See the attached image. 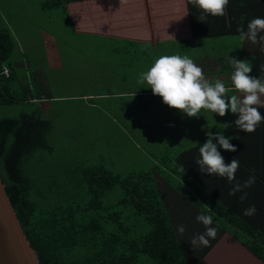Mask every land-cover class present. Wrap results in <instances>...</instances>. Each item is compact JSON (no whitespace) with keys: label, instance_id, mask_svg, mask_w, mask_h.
I'll list each match as a JSON object with an SVG mask.
<instances>
[{"label":"crops","instance_id":"crops-1","mask_svg":"<svg viewBox=\"0 0 264 264\" xmlns=\"http://www.w3.org/2000/svg\"><path fill=\"white\" fill-rule=\"evenodd\" d=\"M190 6L194 11H191ZM227 6L228 19L234 22L233 32L231 35L213 37L220 39L219 49L208 43L211 38L194 36L190 12H198L201 9L190 4L188 0H88L73 2L66 7H56L61 9V12L63 9V14L68 17L74 29L72 31L74 36L103 38L114 44L87 47L68 45L67 53L76 54L72 55V59L82 63L83 69L81 75L75 79L70 78L73 82L68 83L71 91L69 97L42 95L34 98L28 96L30 88L23 89V92L24 98L31 102H46L49 112L53 108L47 106L48 101L56 104L75 101L84 104L85 108L93 109L95 114L110 116L109 102H117L122 106L121 118L118 119L119 126L125 127V123H128L138 128L144 134L145 148L149 150L155 148L156 134L184 132L195 136L192 132L193 124L198 133L222 132L226 138H230V143L236 147V151L230 152L219 147L218 151L226 164L233 158L238 159L240 163L234 181L229 182L227 178L200 172L194 159L199 157V147L208 137L202 142L197 138L190 146V151L181 154L177 161L179 167L182 165L185 171H188V174L186 172L184 174L189 179L191 177L194 182L192 186L195 184L203 186L204 182L212 192V185L218 183L217 188L223 192L221 195L214 193L215 199H211L219 206L218 210H211L195 191L193 193L192 188L189 190L193 196L189 193L182 194L181 191L168 187L166 182L170 180L164 179L162 191L167 210L179 240L198 255H204L206 264H264V121L251 133L240 131L234 123L231 133L224 129L211 132L208 119L217 115L219 118H225L229 124L228 111L221 117L210 110L201 109L198 117H188L179 110L165 105L161 97L153 95L146 82L138 83L140 74L146 72L160 56L186 55L202 69L207 82L214 84L221 81L229 89L227 96L237 95L238 98H242L243 94L237 92L232 85L230 75L232 73L225 68V64L228 67L229 63L228 57L223 56L222 49L229 37H238L235 49L238 52V59L247 57L259 60V66L252 77L264 81V50L261 44L241 41L237 31L241 26L247 31V24L253 18H264V0H229ZM197 15L196 20L199 19ZM260 35H264V32ZM50 37L56 41L55 36ZM52 47L54 51L59 52L57 45L52 43ZM67 53L63 57L64 60H67ZM102 54L110 55L109 61L114 63V68L103 70L100 67ZM230 57H234V54L232 53ZM55 59L59 63V56ZM84 64L87 67H84ZM49 67L54 68L53 62H50ZM9 68L13 73L12 82L17 79V74L13 71V66ZM44 84L46 92L50 93L48 92L50 85L47 82ZM260 99L264 102V95H261ZM256 107L264 116V107L260 105ZM137 110H142V124L132 120L138 115L131 111ZM234 116L235 121L238 114ZM94 120L91 121L89 128L95 124ZM130 126L125 128V133L132 131ZM213 142L216 143L215 140ZM147 156L153 159L151 155ZM158 164L153 166L152 172L158 174L156 176L158 181H163L159 176H162L164 171L156 168ZM184 174L178 177V182H184ZM253 174L256 177L255 183L243 189V192L247 193V198L243 202L239 199L243 192H237L232 196L228 194L237 181L242 184ZM250 205H255L256 213L252 216L243 215V210ZM201 213L213 217L211 226L216 227L218 232L209 247L193 248L189 243L190 239L206 230L205 226L196 220V216ZM181 224L186 229L183 235L177 232V227ZM251 247L256 255L250 252Z\"/></svg>","mask_w":264,"mask_h":264},{"label":"trees","instance_id":"trees-1","mask_svg":"<svg viewBox=\"0 0 264 264\" xmlns=\"http://www.w3.org/2000/svg\"><path fill=\"white\" fill-rule=\"evenodd\" d=\"M82 1L88 0H50L45 8ZM227 7L225 15H207L204 22L195 18L197 14L196 17L201 16L202 10L190 12L194 36L231 35L234 22L228 19ZM14 49L11 32L0 30V70L11 66L7 60ZM11 80L0 87V106L32 103L25 98L16 100L8 88ZM52 128V121L38 112L0 120V177L40 264H206L204 255L179 240L156 172L122 180L103 164L95 165L82 170L78 196L66 197L62 203L45 208L44 203L50 199L33 194L35 185L26 175L25 166L37 153L52 151L48 143ZM183 177L181 182L185 185L166 183L190 196L192 188L211 210H218L219 206L211 200L215 199L214 193L223 192L217 188L218 183L212 185L211 192L204 182L203 186H192L191 177ZM114 189H119L121 196L115 204L106 206L104 198ZM127 209L134 211V225L123 219ZM250 252L256 255L252 247Z\"/></svg>","mask_w":264,"mask_h":264},{"label":"rangeland","instance_id":"rangeland-1","mask_svg":"<svg viewBox=\"0 0 264 264\" xmlns=\"http://www.w3.org/2000/svg\"><path fill=\"white\" fill-rule=\"evenodd\" d=\"M49 2L50 0H0V30L11 32L15 42L14 52L7 62L13 66V71L17 74V79L8 83V88L15 94L17 101L24 98L23 89L26 88L31 89L28 96L34 98L42 95L56 98L69 97L71 91L68 83L81 75L83 69L82 63L72 59V55L76 54L67 53L68 45L87 47L114 44L103 38L74 36L72 33L74 29L68 17L63 14V9L61 12V9L57 8H44ZM52 35L56 37L57 42L52 40L50 37ZM219 40L211 38L208 43L219 49ZM237 40L238 37L227 39L222 49L223 56L230 57L233 53L237 60H249L252 64L249 75L252 76L259 66V60L247 57L238 59V52L235 50ZM52 43L58 46V53L54 51ZM65 53L67 60L63 59ZM106 55L102 54L100 59V67L103 70L114 68V63L109 61L110 55ZM54 56H59V63L54 60ZM50 62H53L54 68L49 67ZM84 67L87 66L84 64ZM225 68L230 73L234 71L229 64L228 67L225 64ZM44 82L50 85L48 91L50 93L46 92ZM109 103L110 116L95 114L93 109L85 108L84 104L75 101L58 104L48 101L47 106L53 108L51 112L47 110L44 101L0 106V120L38 112L53 123L48 137L52 151L37 153L25 166L26 175L35 185L33 194L39 198L50 199L44 203L45 208L62 203L66 197L78 196L77 185L81 180L82 170L99 164H103L108 171L124 180L132 175L152 172L153 166L159 163L156 168L164 171V174L159 176L163 180L162 186L164 179H169L170 181L167 182L171 185L174 183L185 185L178 182V177L184 174L177 162L179 156L189 150L197 138L202 142L208 137L207 133H198L193 124L192 132L195 135L193 137L184 132L156 134L155 148L149 150L145 148L144 134L138 128L128 123H125V127L119 126L118 119L121 118L122 106L117 102ZM131 113L138 115L132 120L142 124V110ZM228 113L230 126L227 128H224V124H227L225 118L216 115L208 119L211 132L223 131V129L228 133L232 132L235 116L230 110ZM93 120L95 124L89 128ZM128 125L132 131L125 133V128H129ZM148 154L153 159H149ZM120 194L119 189H114L105 196L103 202L106 206L115 204ZM126 211L123 214L124 221L134 225L136 216L133 209Z\"/></svg>","mask_w":264,"mask_h":264},{"label":"clouds","instance_id":"clouds-1","mask_svg":"<svg viewBox=\"0 0 264 264\" xmlns=\"http://www.w3.org/2000/svg\"><path fill=\"white\" fill-rule=\"evenodd\" d=\"M188 2L202 10L198 21L204 22L207 15H225L229 0H188ZM237 31L241 41L260 43L264 50V35H260L264 32V18H253L247 24V31L242 26L238 27ZM228 63L234 70L231 76L232 85L237 92L243 94L242 98H238L237 95L227 96L229 89L221 81H216L214 84L207 82L202 69L186 55L160 56L146 72L140 74L138 83L146 82L153 95L161 97L165 105L179 110L188 117H198L201 109L210 110L221 117L230 110L231 113L238 114V119L233 122L235 126L240 131L251 133L264 121V116L256 107L257 105L264 107V102L260 99L261 95H264V81L249 75L252 71L249 60L228 57ZM229 126L224 124V128ZM207 135V140L199 147V157L194 159L200 172L227 178L229 182L234 181L235 173L240 167L239 160L233 158L226 164L218 147L230 152H235L236 147L222 132ZM180 169L182 172L185 171L182 165ZM255 180L256 177L253 174L242 184L237 181L228 194L232 196L237 192H243V189L251 187ZM246 198V192L239 197L241 202ZM255 213V205H250L243 210L245 216H252ZM196 220L202 223L206 230L202 234L194 235L189 243L193 248L209 247L211 240L216 238L218 232L216 227L211 226L213 217L201 213L196 216ZM185 230L182 224L177 227L179 235H183Z\"/></svg>","mask_w":264,"mask_h":264},{"label":"water","instance_id":"water-1","mask_svg":"<svg viewBox=\"0 0 264 264\" xmlns=\"http://www.w3.org/2000/svg\"><path fill=\"white\" fill-rule=\"evenodd\" d=\"M0 177V264H40Z\"/></svg>","mask_w":264,"mask_h":264},{"label":"built area","instance_id":"built-area-1","mask_svg":"<svg viewBox=\"0 0 264 264\" xmlns=\"http://www.w3.org/2000/svg\"><path fill=\"white\" fill-rule=\"evenodd\" d=\"M12 74V70L9 67H4L2 70H0V87L4 81H9L12 79Z\"/></svg>","mask_w":264,"mask_h":264}]
</instances>
